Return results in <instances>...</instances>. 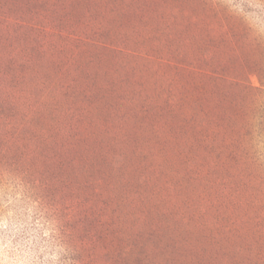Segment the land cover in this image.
I'll return each mask as SVG.
<instances>
[{
  "label": "rangeland",
  "instance_id": "374dc122",
  "mask_svg": "<svg viewBox=\"0 0 264 264\" xmlns=\"http://www.w3.org/2000/svg\"><path fill=\"white\" fill-rule=\"evenodd\" d=\"M0 264H264V0H0Z\"/></svg>",
  "mask_w": 264,
  "mask_h": 264
}]
</instances>
